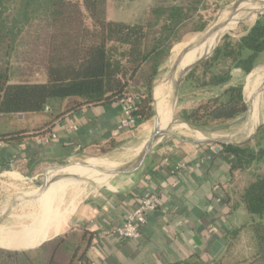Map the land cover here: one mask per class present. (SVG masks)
I'll return each mask as SVG.
<instances>
[{
    "label": "trees",
    "instance_id": "16d2710c",
    "mask_svg": "<svg viewBox=\"0 0 264 264\" xmlns=\"http://www.w3.org/2000/svg\"><path fill=\"white\" fill-rule=\"evenodd\" d=\"M106 8L107 0H0V115L41 113L46 107L55 112L64 100L68 101L66 111L82 106L107 108L134 96L138 98L135 127L153 118L152 89L167 58L169 39L189 16L183 7L172 6L151 10L145 24L126 23L108 19ZM37 13L45 16L50 27L45 78L13 82L10 57L15 39ZM256 17L244 35L238 39L225 35L210 57L199 61L190 72L200 70L194 79L195 88L211 94L195 107L183 109L179 116L182 122L204 131L228 124L248 111L243 85L231 84V72L237 69L248 75L264 53V13ZM155 26L158 31L151 32ZM46 126L31 132L0 133V144L43 137L51 131H43ZM259 132L261 127L255 136ZM256 138L239 145L221 144L235 158L233 170H251V180L238 200L249 216L255 241V252L244 264H264V148L263 140L252 145ZM239 231L232 232V239ZM89 242L88 232L70 230L38 249L20 252L0 248V264H20L19 257L24 255L27 264H82ZM176 264L206 263L193 258Z\"/></svg>",
    "mask_w": 264,
    "mask_h": 264
},
{
    "label": "crops",
    "instance_id": "0c3cea01",
    "mask_svg": "<svg viewBox=\"0 0 264 264\" xmlns=\"http://www.w3.org/2000/svg\"><path fill=\"white\" fill-rule=\"evenodd\" d=\"M258 90V96L250 97L251 119L239 122L246 112L222 125V128L239 125L228 129V134H219L223 129L217 127L198 131L186 123L187 128L178 125V129L171 128L153 145L135 171L118 174L111 180L96 179L98 184L102 182L109 189H104L105 194L81 201L69 213V229L86 231L90 235L82 264H176L193 258L214 264L226 255L233 242L232 232L241 230L249 216L238 201L243 189L235 187L239 174L238 170H233L235 158L226 153L221 144L239 145L251 140L264 123V118L260 121L258 108L259 92L264 88ZM67 104L66 100L58 103L55 112L0 115V133L31 132L46 124L43 131L51 129L43 137L26 138L20 144H0V178L6 175L8 180H15L13 173L7 172L11 170L24 179L32 178L46 165H64L111 146V151H115L137 128H119L120 103L107 108L82 106L66 111ZM57 114L61 115L55 118ZM173 163H183L186 169L170 175ZM63 168L51 170L49 177L58 171V175L65 174L76 167ZM55 180H51L43 192L23 196L35 198V202L40 200V211L44 205L50 210L54 198L50 190L58 182ZM145 194L152 195L158 208L147 216L142 237L136 241H117L109 235V230L120 225ZM58 207V231L38 244L57 237L67 225L68 214L63 218ZM40 211L30 217L42 216V227L50 216L49 211L39 214ZM41 230L45 237L44 227Z\"/></svg>",
    "mask_w": 264,
    "mask_h": 264
},
{
    "label": "rangeland",
    "instance_id": "374dc122",
    "mask_svg": "<svg viewBox=\"0 0 264 264\" xmlns=\"http://www.w3.org/2000/svg\"><path fill=\"white\" fill-rule=\"evenodd\" d=\"M239 1L244 2V0H107L106 17L113 21L145 24L150 19V11L153 9H167L172 6L183 7L185 13L189 17L177 27V29L169 39L170 49L167 58L159 68L158 77L153 85L154 87L156 84L168 78L177 58L179 57L178 55H180V53H182L187 47H191L196 42L200 41L201 38H203L204 35L209 32L212 27L215 26L219 18H221L226 13L232 12L234 10ZM241 7L242 5L240 4L238 8ZM254 23L250 25H245L242 21L240 23H237L236 27L234 26L233 28L226 30L228 32L223 33L217 45L220 44L222 38L225 35L230 36L234 39H238L239 37L244 35ZM202 27L203 29L198 30ZM158 29V26H155L151 30V32H157ZM49 32L50 27L45 16L40 15L39 13L34 14L31 18V21L23 27L21 33L15 39L10 57L11 77L13 82L42 81L45 71V59L47 55V41ZM213 50L209 55L201 60H205L210 57ZM180 61L181 60H179L177 65H179ZM194 67L184 76L179 86L177 102L171 116V118L173 117V122L168 128L169 131H171V128L178 129L176 128L178 125H182L183 128H187L186 124L179 119L180 112L183 109H191L195 107L198 103L205 100L211 94V91L195 88L194 79H196V77H199L200 70L190 74ZM253 72L255 73V75L252 74ZM247 78L248 84L246 85ZM260 81L261 83H259ZM240 83L243 85V88L246 85L244 100L248 106L247 113L239 121L240 123H243L246 119H248V121L251 119L252 104L248 99H250V97L255 98L256 96H258L257 94L255 95V93L259 91L258 89L264 88V53L259 56L257 64L248 75L237 69L232 70L231 84ZM259 96L260 103L258 104V108L260 110L259 112L261 113V121V119L264 118V90L260 91ZM257 102V100L253 102L254 107L256 106ZM238 127L239 125L236 126L235 124L230 125L226 128L217 126L218 129H223L219 133L222 135L228 134V129H235ZM260 127L261 132L254 136L257 138L255 141H253L252 145L254 146V144H258V142H261L263 140L262 147L264 148V123L261 124ZM154 131V118H152L144 125L134 129L132 135L129 138L125 139L115 151L109 150L106 153H92V155H89L88 157H80L60 166L46 165L41 167L38 175H35L32 178L30 177L24 179L23 177L16 174L17 171H7L13 173L12 176L15 178V180H8L6 178V175L5 177L0 178V223L9 226H15L16 224L21 222H31L32 218L30 216L35 215L40 211V200H37L35 202V198L25 197L23 195L31 194L35 191H38V193H40L42 188L45 185L47 186L48 183L54 178L56 179L55 181H61L63 179L66 180L71 177V180H74L76 182L78 181V183L71 185L67 189V191L61 198V206H59L60 209L58 207V209L60 210L59 213L63 218L68 214L66 217V219H68L67 225L57 237L63 236L70 231L68 224L71 215H69V213L75 210L77 204L86 199H90L93 196H100L102 194H105L104 189H109V186L102 182L98 184L96 179L92 180L91 182L84 183L83 180H80V178L76 176L65 174L58 175L59 171L53 173L54 175L52 177H49V172L59 167H79L78 163L89 159H107L108 161L115 163V169L118 170L131 163L139 154H136V156H130L131 154L128 151L139 146L143 147V145L147 142L148 138L152 133H154ZM220 140L227 139L220 138ZM249 180H251V170L240 171L236 178L235 187L239 190L243 189ZM48 189H50V186L48 187ZM56 208V204H52L50 210L47 208V206H42V211H49L48 216H51V214L55 212ZM42 211H40L39 214H41ZM256 221L258 222V220ZM261 222H264V215ZM47 237L49 236L42 237L41 239ZM41 239L27 246H21L16 243L12 244L9 241H0V245L5 244L13 247L10 248L6 246H0V248L4 250H18L20 252H24L27 250L35 249L40 245L52 240L51 239L44 243L38 244ZM254 252V234L247 221L241 228L239 233L234 236L232 245L228 253H226V255H224L220 259V261L217 260L215 264H244L251 259ZM19 260L20 264H27V256H20Z\"/></svg>",
    "mask_w": 264,
    "mask_h": 264
},
{
    "label": "bare ground",
    "instance_id": "6f19581e",
    "mask_svg": "<svg viewBox=\"0 0 264 264\" xmlns=\"http://www.w3.org/2000/svg\"><path fill=\"white\" fill-rule=\"evenodd\" d=\"M241 5V8H237L232 12H228L219 18L215 26L212 27L210 31L207 32L203 38H201L200 41L189 47V49H187L186 52L182 54L180 58L181 61L171 78L164 79L153 87V97L156 101L155 109L158 113V116L160 117L157 129L160 131H165L170 126L172 111L170 108L171 103L168 100L173 92V82L177 79L179 73H182L190 65L211 53L213 48L217 45L218 41L222 37L223 33L228 32L226 30L233 28L234 26L236 27L237 23H240L241 21L245 25L254 23L256 16L258 13H260V10L264 9V0H258V2L254 3H251L249 0H244ZM154 125L156 126L155 121ZM141 149L142 146H139L128 152H130V156H136V154H138ZM115 168L116 164L108 161L107 159H89L85 161L84 165H79V167L71 169L65 173V175L79 177L84 183H88L92 179H99L100 177L105 180H110L116 176L112 175L113 172L117 171ZM70 178L58 181L51 187L50 196H54L53 204H56L57 207L61 204V198L67 189L71 185L78 183V181L76 182ZM46 201L47 196L44 197V202L46 203ZM41 222L42 216H37L33 217L32 221L29 223L21 222L15 226H9L0 223V241H9L12 244L16 243L21 246L31 245L43 237L44 232L41 230L43 227L47 233L46 236L55 234L59 228L57 225V209H55V212L51 214L50 220L46 225L42 224L43 226L41 227Z\"/></svg>",
    "mask_w": 264,
    "mask_h": 264
},
{
    "label": "built area",
    "instance_id": "2783aa9c",
    "mask_svg": "<svg viewBox=\"0 0 264 264\" xmlns=\"http://www.w3.org/2000/svg\"><path fill=\"white\" fill-rule=\"evenodd\" d=\"M121 119L119 128L123 130L132 129L137 121V103L138 98L127 96L120 102ZM48 111V108H45ZM54 138V136H52ZM167 162V161H166ZM186 169L183 163H173L169 169L170 175L176 174L180 170ZM156 200L148 194L140 198L139 203L133 207L132 211L126 216V219L118 226L111 227L109 235L121 242L136 241L142 237L144 228L147 225V216L157 210Z\"/></svg>",
    "mask_w": 264,
    "mask_h": 264
},
{
    "label": "water",
    "instance_id": "95a60500",
    "mask_svg": "<svg viewBox=\"0 0 264 264\" xmlns=\"http://www.w3.org/2000/svg\"><path fill=\"white\" fill-rule=\"evenodd\" d=\"M251 3H254V2H258V0H249ZM243 2L239 1L237 3V5L235 6L234 10L238 8V6L240 4H242ZM264 13V10L260 12V14H263ZM215 48V47H214ZM213 48V49H214ZM189 49V47H187L180 55L179 57L177 58L175 64H174V67L172 69V71L170 72L168 78H171L173 76V73L174 71H176L177 69V64L182 56V54H184L186 52V50ZM210 54V53H209ZM208 54V55H209ZM206 57V56H205ZM204 58V57H203ZM201 58V59H203ZM199 59L198 61H196L195 63H193L192 65H190L185 71H183L182 73H179L178 77L176 80H174L173 82V92L172 94L170 95V98H169V102L171 103L170 105V108H171V111H172V114H173V111H174V107L176 105V102H177V94H178V89H179V86L181 84V81L182 79L184 78V76L201 60ZM263 91V90H261ZM258 92L255 93V95L257 94ZM260 93V92H259ZM152 100H153V112H154V121L156 122V126H155V131L154 133H152L150 135V137L148 138L147 142L143 145L141 151L139 152L138 156L136 157V159L128 164L126 167H123V168H120L118 169L117 171L113 172L112 175H118V174H128V173H131L133 171H135L144 161L145 159L147 158V156L149 155L153 145L155 144L156 141H158L161 137H163L164 135L168 134L169 133V129L166 130V131H160L159 129H157V126H158V122H159V116H158V113L155 109V105H156V101L153 97V89H152ZM250 100V99H249ZM173 122V117L171 118V122H170V126ZM85 164V161H82L80 163H78V165H84ZM63 167H59V168H56L57 170H60L62 169ZM46 188V185L42 188L41 192H43Z\"/></svg>",
    "mask_w": 264,
    "mask_h": 264
}]
</instances>
